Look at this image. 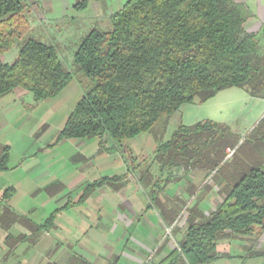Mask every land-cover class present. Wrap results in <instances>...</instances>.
I'll list each match as a JSON object with an SVG mask.
<instances>
[{"label": "trees", "instance_id": "trees-1", "mask_svg": "<svg viewBox=\"0 0 264 264\" xmlns=\"http://www.w3.org/2000/svg\"><path fill=\"white\" fill-rule=\"evenodd\" d=\"M27 0H0V97L21 89L35 99L58 97L80 77L91 87L78 101L59 140L106 137L117 149L148 133L184 105L205 102L231 88L251 96L264 92V55L257 35L247 31L248 7L234 0H128L110 18V30H92L79 44L74 71L56 50L24 36L29 29ZM18 46L10 63L1 56ZM209 121L180 126L156 150L168 166L171 146L187 149ZM0 152V173L9 151ZM111 149V150H112ZM162 152V153H161ZM101 182L88 185L81 200ZM13 188L5 191L12 192ZM4 194V195H5ZM49 217L42 227L52 223ZM264 234V170L252 169L202 221H192L184 239L158 264H208L217 258L222 236Z\"/></svg>", "mask_w": 264, "mask_h": 264}, {"label": "rangeland", "instance_id": "rangeland-1", "mask_svg": "<svg viewBox=\"0 0 264 264\" xmlns=\"http://www.w3.org/2000/svg\"><path fill=\"white\" fill-rule=\"evenodd\" d=\"M127 1L87 0L83 7L65 15L92 28L97 22V28L106 31L110 26L109 15L118 12ZM17 48L1 59L12 61ZM259 50L264 55V42L259 44ZM62 55L64 58L58 57L63 67L73 72L68 53ZM90 87L89 81L76 77L58 97L35 103L26 99L18 108H12L15 113L5 117L8 128L0 141L9 147L7 170L13 167L7 176L16 190L11 203L29 211L33 209L35 218L45 217L55 206L41 193L38 176L42 173L51 176L57 168L63 173L72 174L75 170L77 175L84 173L79 172L83 166L81 155L88 150L76 147L81 142L86 146L98 143L95 138L59 140L69 113ZM198 101L199 96L195 103L184 105L148 133L117 148L126 165L120 186L133 193L135 201L151 208L150 215L153 213L157 220L160 217L167 222L173 220L165 234L168 240L177 238V232L185 231L196 218L204 220L215 210L213 203L219 204L252 169L264 170V92L254 97L243 89L231 88L205 102ZM205 121L216 126L195 135V142L187 149L171 146L166 156L168 166L162 168L161 159L156 160L158 147L172 140L180 126L190 127ZM110 182L107 183L111 186ZM165 187L171 193L165 194ZM72 199L67 197L60 206L72 203ZM163 208L170 212L164 214ZM210 209L213 210L209 212ZM218 245L217 258L208 264H264V234L247 238L222 236Z\"/></svg>", "mask_w": 264, "mask_h": 264}, {"label": "crops", "instance_id": "crops-1", "mask_svg": "<svg viewBox=\"0 0 264 264\" xmlns=\"http://www.w3.org/2000/svg\"><path fill=\"white\" fill-rule=\"evenodd\" d=\"M86 1L27 0L31 7L27 15L29 29L22 40L32 38L49 45L56 50L60 58H64L62 54L67 52L73 64V56L82 39L92 30L100 31L97 22H94L92 28L86 23H76L73 18L65 15V12L83 7ZM234 1L244 3L248 7L251 18L246 24V29L261 39L259 44L264 42V0ZM58 10L62 12L59 13ZM113 14L114 12L109 15V22ZM108 30L110 26L106 31L100 32ZM17 51L18 48L12 61ZM26 99L32 103L36 102L31 94L21 89L0 97V111L4 110V114H0V138L8 128L5 117L15 113L16 110L12 108H18ZM78 145L76 148L88 150L81 155L83 166L79 172L83 170L84 173L77 175V170L72 174L63 173V170L57 168L55 174L50 176L42 173L36 179L41 182V193L50 200L49 202L55 204L41 219L32 215L33 209L29 211L27 207L11 203L16 190L7 176L13 167L0 173V264L161 262L184 239L186 230L177 232V238L165 239L173 220L167 222L161 217L157 220L152 212L150 215L151 208L135 201V195L120 186L126 165L119 150L112 149L113 143L108 138L103 139L102 146H99V141L91 146H86L84 142ZM5 146L0 141V152ZM101 181L100 186L91 190L81 200L87 183ZM109 181L113 183L111 186L107 183ZM9 188H13V191L5 194ZM164 189L165 194L171 193L166 187ZM69 196L73 197L72 203L60 206V202ZM213 204L216 207L218 202ZM211 210L213 209L209 212ZM162 212L167 214L170 211L163 208ZM51 216L52 223L42 227ZM195 220L197 221V218ZM219 247L220 245L217 246V253ZM179 264L186 263L181 259Z\"/></svg>", "mask_w": 264, "mask_h": 264}]
</instances>
